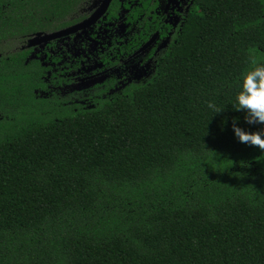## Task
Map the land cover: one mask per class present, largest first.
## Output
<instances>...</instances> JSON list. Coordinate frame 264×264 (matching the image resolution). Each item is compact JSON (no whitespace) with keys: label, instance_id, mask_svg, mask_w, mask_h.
<instances>
[{"label":"trees","instance_id":"obj_1","mask_svg":"<svg viewBox=\"0 0 264 264\" xmlns=\"http://www.w3.org/2000/svg\"><path fill=\"white\" fill-rule=\"evenodd\" d=\"M166 2L123 0L128 52L166 38L151 71L72 99L37 96L43 68L13 47L100 0H0V264H264V152L233 133L256 127L235 94L264 0H186L174 29Z\"/></svg>","mask_w":264,"mask_h":264},{"label":"flooded vegetation","instance_id":"obj_2","mask_svg":"<svg viewBox=\"0 0 264 264\" xmlns=\"http://www.w3.org/2000/svg\"><path fill=\"white\" fill-rule=\"evenodd\" d=\"M121 1V6H120V11L118 13V18L113 19V20H108L107 15L105 19L99 20L93 27L90 29L96 28L99 25H111L117 27L119 29V24H126V28L124 29V33L117 37L114 43L110 44L109 47L107 48V52L103 53L97 58L102 62V65L104 66V69L98 72L96 75H92L90 77H87L88 79H93L95 77L103 76L105 74H108L110 72L116 71L120 69L121 67H124L125 65L129 63L137 64L140 67L146 68L145 75L148 74L151 71V62L153 60V57L156 55L158 48L164 47L166 43V38L159 39V33H158V38L156 41L150 45L148 48L145 50L139 51L138 50L143 46L150 38L152 35L148 37L147 40L145 41H140L139 46L134 49L131 52L127 51V46L129 44V37H128V28L130 26V23L126 21L125 17V7L123 5V0ZM101 2V0H100ZM186 0H181L180 3H178V9L175 8L176 3L173 0H167L166 4L167 6L164 8V13L167 16L165 23L169 24L173 29L178 26L180 23L179 21L182 19V14L184 13V4ZM99 5V4H98ZM97 5V6H98ZM96 6V7H97ZM95 7V8H96ZM93 12V11H92ZM91 12V13H92ZM90 13V14H91ZM163 13V14H164ZM173 19V21L171 20ZM77 24V23H76ZM75 25V24H74ZM73 26V25H72ZM68 28V27H67ZM65 29V28H64ZM89 30V29H88ZM60 31V30H59ZM57 32V31H55ZM53 32V33H55ZM81 33V32H79ZM79 33H73L69 34L67 36H64L62 38H55L52 40H49L47 42H42L41 37L44 34H52V33H44L43 31H33L29 32L26 35H23L22 37L25 38L21 45L19 46H14V49L17 48H22V47H27L28 48V54L25 57L24 63L29 62L30 60H35L40 63V66L43 68V75L41 76L43 82L46 84V89L45 90H35V94L39 97H43L42 95L39 94H46L47 92L50 91L51 87H61L62 85L66 84H71L73 83L72 78H70L73 73L72 66H63L60 68H56L55 66L60 65V60L57 57H52L49 53L50 49L54 48V43L59 41L60 39H68L72 38L75 35H78ZM144 75V76H145ZM142 76V77H144ZM141 77V78H142ZM141 78L135 80L138 81ZM133 82V81H131ZM130 83V82H128ZM126 83V84H128ZM125 84V85H126ZM107 86L108 90L106 94H112L116 90L120 89L116 88L113 90V87L116 86V81L114 79H109L101 84H96L93 86V88L90 90L92 92L94 88H104ZM124 86V85H123ZM122 86V87H123ZM84 91H79V92H74L70 94H65V95H59L54 93L53 91L48 94V96H44L43 98H52V97H57V98H75V96L80 97V96H87ZM80 103H84V100H80Z\"/></svg>","mask_w":264,"mask_h":264},{"label":"rangeland","instance_id":"obj_3","mask_svg":"<svg viewBox=\"0 0 264 264\" xmlns=\"http://www.w3.org/2000/svg\"><path fill=\"white\" fill-rule=\"evenodd\" d=\"M173 1L176 3L175 8L178 9V3H180L181 0ZM171 20L173 21V19ZM125 28V23L119 24V29L109 24H101L96 28L81 32L72 38L60 39L55 42L54 48L49 50V54L52 57H57L60 60V65L55 67L72 66L73 73H71L72 76L70 78L74 80L73 83L62 85L59 88L51 87L49 92L39 95L43 97L48 96L52 91L59 95L79 91H84L86 94H89L93 86L101 84L109 79H114L116 81V86L113 87V90H115L128 82L135 81L144 76L146 68L129 63L116 71L87 80V77L96 75L104 69L102 62L97 56L101 55L102 52H107L106 50L109 45L114 43L117 37L124 33ZM84 99L83 97L81 101Z\"/></svg>","mask_w":264,"mask_h":264},{"label":"clouds","instance_id":"obj_4","mask_svg":"<svg viewBox=\"0 0 264 264\" xmlns=\"http://www.w3.org/2000/svg\"><path fill=\"white\" fill-rule=\"evenodd\" d=\"M247 63L248 67L239 73L236 81L235 110L243 113L248 125L256 127L248 131L234 122L233 133L239 142L264 152V57L250 51Z\"/></svg>","mask_w":264,"mask_h":264},{"label":"water","instance_id":"obj_5","mask_svg":"<svg viewBox=\"0 0 264 264\" xmlns=\"http://www.w3.org/2000/svg\"><path fill=\"white\" fill-rule=\"evenodd\" d=\"M112 0H101L99 5L93 10V12L83 21L70 26L68 28L62 29L52 34H44L41 37L42 42H47L55 38H62L69 34L85 32L91 27H93L99 20L106 18V13L111 4ZM158 38V32H155L151 38L138 50L142 51L152 45Z\"/></svg>","mask_w":264,"mask_h":264}]
</instances>
